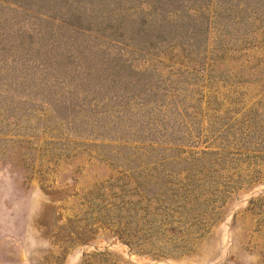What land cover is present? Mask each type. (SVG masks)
Returning <instances> with one entry per match:
<instances>
[{"label": "rangeland", "instance_id": "rangeland-1", "mask_svg": "<svg viewBox=\"0 0 264 264\" xmlns=\"http://www.w3.org/2000/svg\"><path fill=\"white\" fill-rule=\"evenodd\" d=\"M0 174L40 264H264V0H0Z\"/></svg>", "mask_w": 264, "mask_h": 264}, {"label": "clouds", "instance_id": "clouds-1", "mask_svg": "<svg viewBox=\"0 0 264 264\" xmlns=\"http://www.w3.org/2000/svg\"><path fill=\"white\" fill-rule=\"evenodd\" d=\"M33 191L0 174V264H40L50 249L36 227L43 201Z\"/></svg>", "mask_w": 264, "mask_h": 264}]
</instances>
